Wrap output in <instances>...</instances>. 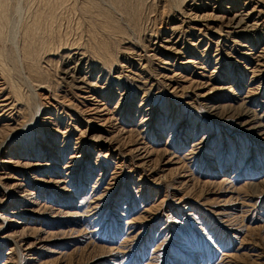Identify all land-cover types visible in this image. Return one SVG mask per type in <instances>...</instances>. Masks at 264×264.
<instances>
[{
    "label": "rangeland",
    "instance_id": "374dc122",
    "mask_svg": "<svg viewBox=\"0 0 264 264\" xmlns=\"http://www.w3.org/2000/svg\"><path fill=\"white\" fill-rule=\"evenodd\" d=\"M112 1L10 2L0 264H264V0Z\"/></svg>",
    "mask_w": 264,
    "mask_h": 264
},
{
    "label": "bare ground",
    "instance_id": "6f19581e",
    "mask_svg": "<svg viewBox=\"0 0 264 264\" xmlns=\"http://www.w3.org/2000/svg\"><path fill=\"white\" fill-rule=\"evenodd\" d=\"M110 1H112V0H110ZM117 1H119V8L120 9H122L124 6H126V5H133L132 4V2L134 1V0H117ZM144 1V0H143ZM147 1V0H146ZM145 1V2H146ZM178 1V0H177ZM10 2H11V0H0V40L3 42L4 41V37H6L7 38V36L9 35V34H7L8 33V31H6L7 29V24L9 23V18H8V16L10 15V10H11V4H10ZM113 2V1H112ZM175 2V1H174ZM61 5H62V3L61 2H59ZM114 3H115V1H114ZM135 3H137V4H135ZM142 3V1L141 0H136V2H134V4L135 5H137V6H135V5H133L134 7H135V9L134 10H136L137 9V7L139 8V6H140V4ZM181 3H183V2H181ZM185 3H186V1H185ZM113 4V3H112ZM118 3H115V4H113V5H117ZM146 4V3H145ZM175 4V3H174ZM178 4V3H177ZM50 5V4H49ZM52 5V4H51ZM58 5L59 4H57V8H55L56 7V5H55V9H57L56 11H58V9L60 8V5H59V7H58ZM129 5H128V7H129ZM141 5H143V4H141ZM99 6V5H98ZM112 6V5H111ZM118 6H116V7H118ZM183 5H181V7H182ZM95 8L97 7V6H94ZM112 7H114V6H112ZM116 7H114L115 9H117ZM127 7V6H126ZM43 8V7H42ZM51 8H52V6H51ZM51 8H49L48 9V7H47V9H48V11L50 10V11H54L53 9L54 8H52V10H51ZM118 8V9H119ZM129 8H132V6H130ZM128 8V9H129ZM39 9V8H38ZM98 9V11L100 10L99 8H97ZM97 9H96V11H97ZM124 9V8H123ZM140 9V8H139ZM125 10L126 9H124V12H125ZM129 10H131L132 11V13L131 14H133V10L132 9H129ZM97 11V12H98ZM105 11V10H104ZM118 11V10H117ZM137 11V10H136ZM180 11V10H179ZM182 11V10H181ZM39 12V13H38ZM46 12V11H45ZM41 13L40 11H38L37 10V12L36 13H34L33 14V18H35V19H33V22L32 23H30V24H28V25H26V26H24V41H25V43H24V46H21V47H23L22 49H23V52L21 53V51L17 48V46H16V43L15 42H13V45H14V47H15V49H16V55H17V61L19 62V64L20 65H22V67H23V69L25 70L26 68H24V65L23 64H25V63H27V65L28 66H26V67H28V72H29V74H30V76H31V79H32V76H33V74L35 75V76H37V75H39V78H38V80L39 81H41V78H40V73H39V71H38V68H39V66H38V64L39 63H37V60H38V58H39V55L41 54V53H43L42 51L40 52V50H41V48H40V44H37L36 45V42H37V39H36V35L39 33H37L36 31H37V29H39V27H38V24L40 23V21L42 22V20L44 19V17L45 16H47V15H49L50 17H51V14H46V13ZM55 12V11H54ZM99 12H101V11H99ZM98 12V13H99ZM106 12V11H105ZM109 12V11H108ZM121 12V11H120ZM123 12V11H122ZM127 13L126 14H128V12H130V11H126ZM135 12V11H134ZM38 13V14H37ZM46 14V15H45ZM105 15V13H101V15ZM111 14V13H110ZM138 14V13H137ZM54 16V15H53ZM107 16L108 15H106V18H107ZM112 16V15H111ZM139 16V15H138ZM130 17V16H129ZM51 18H54L55 19V17H51ZM108 18H109V20H112V17H109L108 16ZM107 18V19H108ZM111 18V19H110ZM236 19L237 18H235V19H233L232 20V22H235L236 21ZM11 20V19H10ZM45 20V19H44ZM51 20V19H50ZM53 20V19H52ZM135 20V19H134ZM107 21V20H106ZM113 21L114 20H112V23L111 24H113ZM243 18H241V20L237 23V25H236V27L235 28H240L241 26H242V24H243ZM133 22V21H132ZM10 23H12V22H10ZM43 23V22H42ZM53 23V22H52ZM114 23H116V22H114ZM136 23V22H135ZM44 25L46 24V23H43ZM51 24V23H50ZM104 24V23H103ZM111 24H108V25H110L111 26ZM10 25V24H9ZM43 25V26H44ZM102 25V24H101ZM133 25V24H132ZM135 25V24H134ZM110 26H107V27H110ZM111 28V27H110ZM41 29V28H40ZM42 29H43V27H42ZM49 33V32H48ZM40 34L41 33H39L38 35L40 36ZM23 36V35H22ZM49 37V36H48ZM22 38V39H23ZM41 38V37H40ZM43 38V37H42ZM46 38V37H45ZM40 40H42V39H40ZM0 41V42H1ZM17 41V40H16ZM48 41V40H47ZM46 42V41H45ZM43 44V43H42ZM41 44V45H42ZM47 44V43H46ZM43 46H44V44H43ZM44 48V47H43ZM42 48V49H43ZM64 49H66V48H64ZM46 51H45V49H44V53H45ZM47 53V52H46ZM51 53V52H50ZM49 53V54H50ZM45 56H46V54H45ZM44 57V56H43ZM22 58L23 59H25L26 60V62L25 63H22ZM4 60H7L6 59V55H2L1 54V52H0V90H2L3 89V87H2V79H4L3 77L6 75L5 73H6V69L8 68V65H6V66H3V65H5V63L3 64V62H4ZM42 60V59H41ZM51 60V59H50ZM48 63H50V62H48ZM40 65V64H39ZM6 67V68H5ZM38 67V68H37ZM40 70H41V68H40ZM26 72V71H25ZM70 73V72H69ZM43 75V74H42ZM71 75V74H70ZM10 76V75H9ZM29 75L27 76V72L25 73V78H26V82H27V84H28V86L30 87V89H31V91H32V93H34V94H37V96H38V93H36V90L34 89V86H33V84H32V80H34L35 79V77H34V79H30V78H28V77H30ZM70 77V76H69ZM73 77H74V75H73ZM88 78V77H87ZM44 79V78H43ZM86 79V78H85ZM5 80V79H4ZM9 80V79H8ZM36 81V83L38 82V80H37V78L35 79ZM88 80V79H87ZM11 81V80H10ZM71 81V80H70ZM72 81H73V79H72ZM84 81L85 80H81L80 82L81 83H83L84 84ZM34 82V81H33ZM72 83H74V82H72ZM13 84V83H12ZM38 84V83H37ZM80 84V83H79ZM91 84V83H90ZM42 85V84H41ZM41 85H40V87H41ZM86 85V84H85ZM89 86V85H88ZM83 87H85V86H83ZM90 87V86H89ZM5 88V87H4ZM74 88V87H73ZM77 88V87H76ZM80 88V87H79ZM79 88H78V90H79ZM40 89V88H39ZM88 89V88H87ZM86 89V90H87ZM9 90V89H8ZM77 90V89H76ZM94 90V89H93ZM108 91V90H107ZM1 92V91H0ZM19 92V91H18ZM81 92V91H80ZM85 92V91H84ZM10 93V92H9ZM13 93H14V91H13ZM91 93V92H90ZM14 95V94H13ZM96 95V94H95ZM8 94H7V98L5 97V99L4 100H1V102H0V104L2 105V110L3 109H5V108H7V107H9L8 109H15V105H14V102L13 101H10L9 103H7V101H9V100H11L12 99V97H11V99H9L8 98ZM84 96V95H83ZM0 97H2V96H0ZM102 99V98H101ZM21 101V100H20ZM22 101H23V99H22ZM87 101H91V102H97L96 104H97V109H95V110H97V111H99V109L101 108L100 107V105L102 106V105H104V104H101L100 102H98V99H97V97H93V96H90V99L89 100H87ZM102 101V100H101ZM23 105V104H22ZM17 108V107H16ZM94 110V111H95ZM4 111V110H3ZM3 111H1V112H3ZM10 111V110H9ZM8 111V112H9ZM15 111V110H14ZM103 110H100V112H102ZM0 112V113H1ZM18 112V111H17ZM7 113V112H6ZM11 114V113H10ZM47 115H49V114H47ZM48 119V118H47ZM96 119V118H95ZM95 119H90V120H88V122H91V124H92V122H94L95 121ZM99 121H101V120H99ZM107 121V120H106ZM9 126V125H8ZM100 127L101 128H103V124L102 125H100ZM12 128V127H11ZM15 128V127H14ZM14 128H12V129H14ZM255 129H257V131L259 132V134L261 135V136H264V126L263 125H257L256 127H255ZM9 130V129H8ZM19 131V130H18ZM101 131V130H100ZM99 131V132H100ZM12 132V131H11ZM95 141H94V140ZM92 140H93V143L96 145V144H103V143H105V141H104V138L103 139H100V137L99 136H95L94 138H93ZM110 139H112V138H110ZM109 141H111V140H109ZM4 143V142H3ZM142 144V145H141ZM3 145V144H2ZM135 147L136 148H134L133 149V151L132 152H134V154H136V161H139L142 165H149L150 163H151V157L153 156V152H151L150 150H147V147H146V145L142 142V143H140V144H137V145H135ZM147 152V154H145L144 155V153H146ZM190 159L189 157H184V159ZM56 160V162L55 163H59V161L58 160H60V159H58V158H56L55 159ZM68 165H66V167H67ZM150 166V165H149ZM69 167V166H68ZM52 168H58V166H56V165H53V167ZM56 182H58V183H61V184H64L63 183V181H61V180H59V181H56ZM21 186V184H16L15 185V187H20ZM25 195V194H24ZM23 196V195H22ZM100 199V198H99ZM96 203V202H95ZM98 204V203H97ZM3 239L4 240H9V239H12V236H7V237H3ZM15 245H18L17 243L15 244Z\"/></svg>",
    "mask_w": 264,
    "mask_h": 264
}]
</instances>
